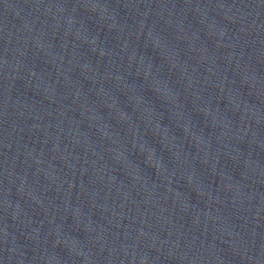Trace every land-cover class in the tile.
<instances>
[{"label":"water","instance_id":"water-1","mask_svg":"<svg viewBox=\"0 0 264 264\" xmlns=\"http://www.w3.org/2000/svg\"><path fill=\"white\" fill-rule=\"evenodd\" d=\"M0 264H264V0H0Z\"/></svg>","mask_w":264,"mask_h":264}]
</instances>
